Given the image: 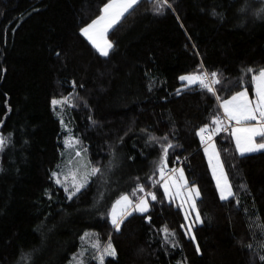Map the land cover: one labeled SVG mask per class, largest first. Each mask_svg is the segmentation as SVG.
I'll return each mask as SVG.
<instances>
[{
    "label": "trees",
    "instance_id": "16d2710c",
    "mask_svg": "<svg viewBox=\"0 0 264 264\" xmlns=\"http://www.w3.org/2000/svg\"><path fill=\"white\" fill-rule=\"evenodd\" d=\"M107 1L0 0V264H100L109 242L116 254L103 264H264V150L241 156L229 127L213 135L234 193L221 200L197 134L223 120L222 99L253 93L264 0H139L103 56L81 29ZM199 71L217 73L214 94L183 88L179 77ZM61 117L100 169L71 199L52 175L66 145ZM169 143L165 165L179 159L200 192L191 232L158 177ZM111 169L118 183L102 196ZM123 194L149 208L116 230L110 211Z\"/></svg>",
    "mask_w": 264,
    "mask_h": 264
},
{
    "label": "snow or ice",
    "instance_id": "6c2138e0",
    "mask_svg": "<svg viewBox=\"0 0 264 264\" xmlns=\"http://www.w3.org/2000/svg\"><path fill=\"white\" fill-rule=\"evenodd\" d=\"M138 2L139 0H108V3H106L103 9H101V15L81 29L82 35L92 42V44L99 50L101 55L108 56L109 50L113 47V45L106 39V33L112 29L125 15V13H128ZM157 3L161 6L167 5L168 0H157ZM248 71L252 72L253 70L249 69ZM210 76L211 79L209 80L208 73L199 71L198 73L182 75L179 77V79L182 82H185L183 84V88L198 86L214 94L215 90L213 85L220 84V80L216 78L217 73L215 72L211 73ZM252 83L254 98H250L247 89H244L235 93L229 99H224L220 105L228 121H235L236 125H238L237 127H233L231 129V135L235 140L236 149L241 156L264 150V69L256 70V74L252 76ZM179 91L180 90H178V93ZM218 99L220 98L218 97ZM66 101L67 97L64 98V101L53 100L52 103L53 105H57ZM212 124H214L215 127L212 128L211 132H209V125L206 124L199 129L197 134L200 136L202 142L207 144L205 152L208 154L209 163L213 168V175L217 181V188L220 192V198L221 200H226L229 197H232L234 193L230 183L228 182L227 174L223 170V164L220 161V153L216 150L215 144L211 143V141L215 133L228 131V128L218 115L213 117ZM205 133H208V135L205 136ZM257 138L260 140L259 143L257 142ZM152 139H155V137H152ZM76 142L78 143V141ZM5 143L6 138L0 137V149L3 148ZM172 147L173 145L169 143L163 148V156L161 157V163L158 166V170L162 179L165 175V163L168 150ZM76 155L79 156L80 153L77 152ZM213 161H215V164L212 163ZM99 171L100 169L92 167L90 172H85L83 175L79 176V178L77 172L70 173L71 190H69V187L66 185V182L69 179L68 176H65L64 179L61 180L57 176V173H53V177H56L57 184L66 185L65 191L68 193V198L71 199L83 187H85L89 176H94ZM171 171L175 172L177 170L172 169ZM178 181H183V184H180ZM186 185L187 181L184 178L183 169H179L178 180H164V192L166 195H169L170 186H176L177 194H179L180 188L185 187ZM139 191H144L143 186L139 187ZM133 195H135V192ZM146 195L150 196L152 200L157 199L153 192H148ZM199 195L200 192L195 188V186H193L191 189H188V195L185 199L191 201L190 207L193 210L196 209L195 198L199 197ZM129 207H133L135 211L144 213L148 211L149 203L144 196L139 197L138 201L134 204L132 198L129 195H121L120 198L112 205L110 212L111 223L116 228V230H119L123 218L131 214L128 212ZM185 219H188L187 215L185 216ZM195 221L202 222L198 211L196 212ZM190 230L191 226H189V231ZM164 231L165 233H168L167 228H165ZM170 235H174V233H171ZM88 236L89 234L85 233V236L81 239L84 240ZM192 238L195 239L194 236ZM98 246V244L92 245V247ZM197 251H199L198 245ZM115 254V249L109 242L104 247L103 254L98 257L100 264H103L105 255L115 256ZM262 259H264V257H262ZM80 264H83V261H81Z\"/></svg>",
    "mask_w": 264,
    "mask_h": 264
},
{
    "label": "rangeland",
    "instance_id": "374dc122",
    "mask_svg": "<svg viewBox=\"0 0 264 264\" xmlns=\"http://www.w3.org/2000/svg\"><path fill=\"white\" fill-rule=\"evenodd\" d=\"M106 3H108V1L106 2ZM105 3V4H106ZM104 4V5H105ZM104 5H103V7H104ZM103 7H102V9H103ZM101 15V12L94 18V19H96L98 16H100ZM93 19V20H94ZM89 23H91V21L89 22ZM88 23V24H89ZM86 26V25H85ZM84 26V27H85ZM83 27V28H84ZM109 32V31H108ZM108 32L106 33V39L108 40V41H110L109 39H108ZM90 43L92 44V42L90 41ZM93 45V44H92ZM94 46V45H93ZM95 47V46H94ZM96 48V47H95ZM97 49V48H96ZM98 50V49H97ZM99 51V50H98ZM100 53V52H99ZM244 89H247V88H242V89H240V90H238L237 92H240V91H242V90H244ZM247 91H248V94H249V97L250 98H254V93H251L248 89H247ZM237 92H235V93H237ZM235 93H233L232 95H230V96H228V97H226V98H224V99H229L231 96H233ZM224 99H222L221 100V103H222V101L224 100ZM60 100H63V99H60ZM60 100H58V101H60ZM221 105V104H220ZM221 110H222V112H223V109L221 108ZM62 118V117H61ZM222 118H223V121H224V124H225V126L226 127H229V129H230V131H231V129L233 128V127H237L238 125H236V123H235V121H231V122H229L228 121V119H227V117L224 115V112H223V114H222ZM61 122H62V124H63V129H64V141H65V147L63 148V150H62V153H61V155H62V158H61V161L58 163V165L55 167V169L53 170V172H52V175H53V173H57V176L61 179V180H63L64 179V177L65 176H68L69 177V179H68V181L66 182V185L69 187V190H71V175H70V173H72V172H77L78 173V178H79V176H81V175H83L85 172H90V170H91V168L92 167H95V166H93L92 164H91V162H90V158H89V156H88V153H87V151H86V149L85 148H83V147H81V145L79 144V143H77L76 141H77V139H76V137L71 133L72 131L71 130H69V128H68V126H67V124H65L64 122H63V118L61 119ZM234 139V138H233ZM234 142H235V140H234ZM257 142L259 143L260 142V140H259V138H257ZM211 143H213V144H215V146H216V150L217 151H219V149H218V147H217V144H216V142H215V140L213 139V137H212V141H211ZM207 147V144L206 143H204V152H205V148ZM77 152H79L80 153V155L79 156H77L76 155V153ZM238 152V151H237ZM220 153V152H219ZM239 153V152H238ZM205 155H206V158H207V161H208V164H209V167H210V171H211V174H212V176H213V178H214V181H215V184H216V186H217V181H216V178L214 177V175H213V168H212V166L210 165V163H209V157H208V154H206V152H205ZM220 161H221V163L223 164V162H222V158H221V155H220ZM71 162V163H70ZM213 164H215V161H213L212 162ZM96 168V167H95ZM117 170H120V169H122V170H124V168H123V166L122 165H120V168H116ZM179 169H182L181 167H178L177 166V168L175 169V170H177V171H175L172 175H168V174H166L165 173V175H164V177H163V179L161 178V175H160V172H159V180H161V186H162V188H163V190H164V180H169L170 181V178L171 177H173L174 179H176V180H178V174H179ZM223 170H224V172L226 173V171H225V168H224V165H223ZM227 174V173H226ZM95 176V175H94ZM94 176H89V178H88V182L89 181H91L93 178H94ZM117 176H120V172H116V171H114V170H112L111 169V171H110V173H109V176L108 177H106V180L103 182V185H102V190H101V195L102 196H105V195H107V194H109L113 189H115V187H116V185H117V183L116 182H113V180L117 177ZM54 178V180L56 181V177H53ZM227 178H228V175H227ZM109 179V180H108ZM186 180V179H185ZM87 182V183H88ZM179 182V181H178ZM228 182L230 183V181H229V178H228ZM180 184H182L181 183V181L179 182ZM60 186H62L63 188H64V191H65V184H59ZM231 185V184H230ZM191 188H193V186H187L186 185V187H182V188H180V192H179V194H177V188H176V190H174L173 189V187L172 186H170V194L169 195H166V197H167V199H170V200H173V201H176V202H178V203H180L181 204V206H182V209H183V211H184V213H185V216L187 215V217H188V219L186 220V222H187V228H188V230H189V226H191V230L189 231V232H191L192 231V226L193 225H195V223H196V221H195V217H196V209L195 210H193L191 207H190V205H191V201L190 200H186L185 198L187 197V195H188V189H191ZM195 188L196 189H198L197 188V186H195ZM218 189V188H217ZM233 191V190H232ZM66 192V191H65ZM218 192H219V190H218ZM67 193V192H66ZM165 193V192H164ZM67 195H68V193H67ZM124 195V194H123ZM127 195H129V194H127ZM219 195H220V192H219ZM130 196V195H129ZM131 198H132V200H133V203L135 204V202H137L138 201V199L137 200H135L132 196H130ZM147 200H148V198L146 197V196H144ZM120 198V197H119ZM119 198H117L116 200H115V202L119 199ZM197 198V197H196ZM195 198V199H196ZM114 202V203H115ZM113 203V204H114ZM148 203H149V201H148ZM112 204V205H113ZM111 209H112V207H111ZM111 212V211H110ZM128 212H130V213H132V212H135V210H134V208L133 207H129L128 208ZM137 212H139V211H137ZM110 220H111V216H110ZM34 259V256H31V257H29V258H27L26 259V261L24 262L25 264H29L32 260Z\"/></svg>",
    "mask_w": 264,
    "mask_h": 264
},
{
    "label": "built area",
    "instance_id": "2783aa9c",
    "mask_svg": "<svg viewBox=\"0 0 264 264\" xmlns=\"http://www.w3.org/2000/svg\"><path fill=\"white\" fill-rule=\"evenodd\" d=\"M209 80H210V78H209ZM207 135H208V133H205V136H207ZM178 162H180L179 159H176V164H173V165L166 164L165 165V173L168 174V175H172L174 172L171 171V170L177 168Z\"/></svg>",
    "mask_w": 264,
    "mask_h": 264
},
{
    "label": "crops",
    "instance_id": "0c3cea01",
    "mask_svg": "<svg viewBox=\"0 0 264 264\" xmlns=\"http://www.w3.org/2000/svg\"><path fill=\"white\" fill-rule=\"evenodd\" d=\"M174 174H175V173H174ZM178 176H179V174H178ZM184 178H185V174H184ZM171 179H174V178L171 177V178H170V181H171ZM179 182H180V181H179ZM181 183L183 184V181H181ZM172 187H173L174 190H176V186H172ZM185 187H186V186H185Z\"/></svg>",
    "mask_w": 264,
    "mask_h": 264
}]
</instances>
